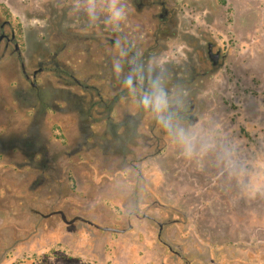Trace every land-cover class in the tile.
<instances>
[{
    "label": "rangeland",
    "instance_id": "374dc122",
    "mask_svg": "<svg viewBox=\"0 0 264 264\" xmlns=\"http://www.w3.org/2000/svg\"><path fill=\"white\" fill-rule=\"evenodd\" d=\"M110 7L0 0V264H264V0Z\"/></svg>",
    "mask_w": 264,
    "mask_h": 264
},
{
    "label": "flooded vegetation",
    "instance_id": "af4514ba",
    "mask_svg": "<svg viewBox=\"0 0 264 264\" xmlns=\"http://www.w3.org/2000/svg\"><path fill=\"white\" fill-rule=\"evenodd\" d=\"M161 5V13H159V17L160 19L163 21L165 19V15L167 14L168 10L165 6L164 3H160ZM4 25H9V22L7 20L3 21L1 24H0V35H3L2 36V39L0 41V44L3 42V48L6 49L10 44L13 45V52H15L18 56H19V45L18 43L15 41V34H14V31H10V33H5L2 28ZM114 34L116 35V32H114ZM210 44V43H209ZM17 45V47H16ZM212 45H211V51H212ZM131 53V57H132V62H131V69H128V65L130 64H127L125 67L127 69V72H128V75H129V78H131V85H133V87H137L138 89H140V91H142L145 95H148L149 97H153V96H159V93L156 92V90H154L153 88L158 85V83L155 81L153 82H149V81H145L144 84H141V81H140V78L138 77V75H136V71H137V57H136V54L132 53L131 51L129 52ZM207 55L209 57V54H208V45H207ZM218 56H219V53H218ZM210 61H211V64H212V60L211 58L209 57ZM217 63V62H216ZM213 65V64H212ZM216 65V64H215ZM214 66V65H213ZM20 69H21V72L22 74L25 76L26 79H29L30 75L27 73L26 69H25V61H21L20 62ZM42 71V67H38L36 69H34L31 73V80H30V85L33 89L36 88L37 86V83L35 82L36 80V75L37 73L41 72ZM75 83L78 85V86H83L82 85V82L79 81L78 79H74ZM121 84H125L127 87H128V83L125 81H121L120 82ZM187 110H181L179 105L178 104H172L168 107V110L169 112H171L172 114L175 113V114H178V115H181L182 117H187V119L189 120H193L194 117L189 113V111L193 108V105L192 104H189L187 106ZM106 118H110V115L107 114ZM109 123L111 125H109ZM107 124L109 125L110 129H113V122H110L108 119H107ZM144 217H147L146 215H144ZM163 225L164 223H158V233H157V237H160V231L162 230L163 228Z\"/></svg>",
    "mask_w": 264,
    "mask_h": 264
},
{
    "label": "water",
    "instance_id": "95a60500",
    "mask_svg": "<svg viewBox=\"0 0 264 264\" xmlns=\"http://www.w3.org/2000/svg\"><path fill=\"white\" fill-rule=\"evenodd\" d=\"M2 36L3 35H0V41L2 39ZM16 47H17V45H16ZM208 54H209V57L212 60V64L215 65L216 62H217V59H218V52L212 53V51H211V44H208ZM131 67H132L131 64L128 65V69H131ZM53 213L59 214L61 220L63 222H65V223H67V224H70V223L74 222L75 220H81V221L87 222V223H89V224L93 225L94 227H96L98 229H101V230H109V231H123L124 230V229L119 230V229L111 228V227H103V226H100L98 224H95L92 221L87 220V219H85V218H83L81 216H74V217H72L70 219H67L66 216H65V214L61 210L54 211V212L49 213L47 215H50V214H53Z\"/></svg>",
    "mask_w": 264,
    "mask_h": 264
},
{
    "label": "clouds",
    "instance_id": "9594fccd",
    "mask_svg": "<svg viewBox=\"0 0 264 264\" xmlns=\"http://www.w3.org/2000/svg\"><path fill=\"white\" fill-rule=\"evenodd\" d=\"M117 2L118 0H111L110 12L114 20H119L123 16L122 10L116 7ZM89 11L91 12V9Z\"/></svg>",
    "mask_w": 264,
    "mask_h": 264
}]
</instances>
